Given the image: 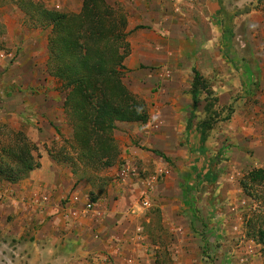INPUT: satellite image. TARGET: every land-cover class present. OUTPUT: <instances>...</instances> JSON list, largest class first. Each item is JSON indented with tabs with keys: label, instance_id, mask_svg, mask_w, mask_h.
<instances>
[{
	"label": "crops",
	"instance_id": "1",
	"mask_svg": "<svg viewBox=\"0 0 264 264\" xmlns=\"http://www.w3.org/2000/svg\"><path fill=\"white\" fill-rule=\"evenodd\" d=\"M106 1L127 15L131 54L124 65L129 73L144 81L158 77L151 74V78H146L149 68H176V58L185 60L200 55L197 52L199 39L193 35L199 32L201 19L211 33L207 44L201 47L208 50L217 47L216 35L222 38L227 29L232 28L233 18L239 19L234 24L238 22L240 28L248 26V38L240 43L245 48L255 45L257 54L253 65L256 73L250 84L240 76V99L235 112L239 125L235 122L232 125L238 129L236 136L242 137L246 147L254 150L252 163L264 169V10H258L257 6L247 7L258 1L235 0L239 9L245 7L235 15L231 0ZM10 2L4 5V0H0V123L25 133L38 147H44L50 143L49 137L56 139L53 125L59 123L58 108L52 105H58L55 92L47 89L52 79L45 70L48 57L42 64L37 36L24 27L26 15ZM253 22L257 28L254 35L251 33ZM220 60H215L217 65ZM222 78L226 80L225 74ZM38 89L40 93L36 92ZM223 89L229 92L228 95L224 93L232 112V89L230 86ZM251 94L256 95V113L253 106L247 104ZM61 101L63 105L65 98ZM223 103L226 104V99ZM200 104L201 96L196 115L200 112ZM192 111L191 94L161 91L149 101L151 120L146 125L121 126L134 129V140L150 148L174 146L185 138L191 118L188 115ZM220 122L214 125L209 139ZM190 138L195 144L191 149L194 156L193 150L199 144L196 130ZM127 148L120 159L137 162L139 157L127 155ZM113 169L115 174L125 177L124 169L121 172ZM75 184L73 174L58 166L47 152L42 153L41 167L32 171L27 179L16 184L6 181L0 184V264H106L110 257L113 264H120L119 259L132 253L131 249L122 247V242L129 246L135 242V230L142 214L138 195L148 199L145 191L138 189V183L131 187L125 181L119 182L107 195L95 196L93 202L90 194L94 187L85 181ZM249 243L254 244L251 239ZM259 260L263 264V259Z\"/></svg>",
	"mask_w": 264,
	"mask_h": 264
},
{
	"label": "rangeland",
	"instance_id": "2",
	"mask_svg": "<svg viewBox=\"0 0 264 264\" xmlns=\"http://www.w3.org/2000/svg\"><path fill=\"white\" fill-rule=\"evenodd\" d=\"M10 1L14 4L15 0H4L3 4H9ZM33 1L41 2L48 9L66 14L78 13L82 4V0ZM231 6L233 15L245 8L239 9L235 0H231ZM255 6L258 10H264V1L258 4L255 2L254 5L247 7ZM238 20L233 18L232 28L227 29L222 38L219 34L216 35L217 47L208 50L201 47L207 44V38L211 37V33L208 25L201 19L199 32L193 35L199 39L200 50L197 52L200 55L198 57L194 55L193 58L189 56L185 60L176 58V68L157 70L149 68L146 72L149 75L146 78H151V74L158 75L159 78L144 81L132 73L125 75L126 85L137 97L144 100L147 106L161 91H178L179 94L189 96L194 70L200 72L205 83L202 87L200 112L194 118L191 130L185 133L183 141L174 146L150 148L134 140L136 137L134 129L120 124L115 133L120 154L124 153L125 148L130 147L131 150L126 149L127 155L139 157V160L131 163L119 160L115 168L120 169V172L125 167L130 168L126 178L120 177L119 173L115 174L111 168L101 174L100 180L94 183L87 182L94 187L96 197L107 195L119 182L125 181L131 187L138 183V189L140 191L143 189L151 202L145 207L143 200L146 197L138 195L142 214L135 230L137 235L135 242H132L133 245L129 246L122 242V247L125 250L131 249L132 253L119 259L120 264H130L132 261L133 264H260L261 247L254 241V244L249 243L245 227L253 213L264 209V202L262 204L255 202L247 197L240 187L242 177L257 168L252 163L255 152L252 148L246 147L242 137L236 136L238 129L232 125L233 122L239 125L235 112L240 99L239 90L242 82L240 76L243 75L245 82L249 84L252 78H255L256 70L253 63L257 50L255 45L249 44L250 47L245 48L240 43L248 38V26L240 28L238 22L234 24ZM24 22V27L35 34L37 41L40 42L43 64L48 57L50 32L48 29L32 27L27 17L24 18ZM251 27V33L254 35L257 31L256 24L253 22ZM218 58L221 60L217 65L215 60ZM246 63L251 66H247ZM45 70H41V73L47 75ZM224 74L226 80L222 78ZM49 86V88L46 86L47 89L55 92L58 101V105L52 104L58 108L56 118L59 121L58 126L53 125V128L56 133L58 131L63 137L70 139L72 128L64 114L61 101L66 97L63 83L52 77ZM227 86L232 89L230 90L232 112L229 111L225 97L229 92L223 89ZM41 89L36 92L40 93ZM148 94L151 96L148 97ZM225 99L226 104L223 103ZM247 104L253 106V112L256 113V95L249 97ZM207 109L218 111L215 116L222 122L217 125L206 143V153L196 148L192 156L191 149L195 148V144L190 137L198 124L205 119L206 113L203 114L202 111ZM15 132L17 131L0 123V157L3 147L9 143ZM49 141L50 143L44 147H39L41 156L49 149L58 150L62 146L58 135L55 140L49 137ZM57 165L71 172L67 164ZM118 197L116 196V199ZM106 264H113L111 257L106 260Z\"/></svg>",
	"mask_w": 264,
	"mask_h": 264
},
{
	"label": "trees",
	"instance_id": "3",
	"mask_svg": "<svg viewBox=\"0 0 264 264\" xmlns=\"http://www.w3.org/2000/svg\"><path fill=\"white\" fill-rule=\"evenodd\" d=\"M14 4L32 27L50 30L46 71L62 82L66 91L63 109L72 137L65 138L57 131L62 146L47 153L57 164L70 167L77 179L75 185L83 181L94 183L119 163L121 154L115 138L119 125L146 124L150 119L147 103L125 83L129 71L124 62L131 54L127 15L106 0H83L81 10L75 14L48 9L33 0H15ZM204 83L194 70L193 111L187 131L196 117ZM210 112L207 109L196 129L197 150L202 153H206L209 134L218 121ZM41 159L40 149L33 141L23 132L13 133L2 149L0 182L20 183L41 167ZM240 187L247 197L262 204L264 169H252L242 177ZM90 195L96 201L95 193ZM245 229L247 238L261 247L264 264V209L252 214Z\"/></svg>",
	"mask_w": 264,
	"mask_h": 264
},
{
	"label": "built area",
	"instance_id": "4",
	"mask_svg": "<svg viewBox=\"0 0 264 264\" xmlns=\"http://www.w3.org/2000/svg\"><path fill=\"white\" fill-rule=\"evenodd\" d=\"M129 171H130V168L125 167L124 172H123V176H126V174H127ZM143 205H144L145 207H148V206H149V201H148L147 198L143 200ZM91 206H92V205H89V207H91Z\"/></svg>",
	"mask_w": 264,
	"mask_h": 264
}]
</instances>
